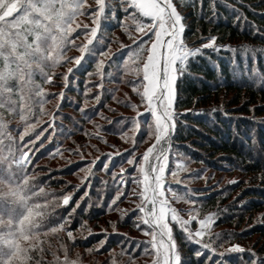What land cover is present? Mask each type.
Returning <instances> with one entry per match:
<instances>
[{"label": "trees", "instance_id": "obj_1", "mask_svg": "<svg viewBox=\"0 0 264 264\" xmlns=\"http://www.w3.org/2000/svg\"><path fill=\"white\" fill-rule=\"evenodd\" d=\"M112 2L118 5V0ZM175 2L183 7L185 0ZM187 2L190 3V0ZM225 2L235 4L237 8H240L241 3L250 5V8L241 11L257 26H264V17L254 14L264 12V0ZM185 11L192 12V9L186 8ZM217 13L216 19L211 22L207 18H201L199 13L188 15L186 22L191 29H186L188 35L191 37L195 33L206 36L211 33L218 37L219 44L233 48L243 44L264 47V41L249 31L246 24L237 25L236 14L231 9L220 6ZM123 16L124 13L117 7V18L123 19ZM122 29L115 21L102 22V31L111 37V43L119 41L116 32ZM81 36L82 34L79 37ZM123 36L128 37V34L123 33ZM76 44L79 45L78 42ZM131 44L132 42L125 45ZM128 51L129 49L122 50L111 66H106L104 84L122 83L127 77L126 84L132 87L129 81L136 79L134 73L122 69L127 61ZM127 62L131 63L132 68L135 66L133 61ZM86 71L94 72L93 60L88 61ZM86 71H77L75 77L70 79L67 86L69 98L60 103L59 109L52 110L53 99L47 98L44 108L47 112L56 114L55 131L51 128L45 131L49 115H40L37 111L30 119L29 123L36 126L25 137V142L29 136L34 141L28 145L31 149V162L28 165H16V160L26 150L25 142L21 141L25 121L18 112L10 113V108L4 106L7 111L0 118V124H3L0 128V145L7 154V160L0 159V264H85L82 263L83 255L99 256L114 248L123 249L131 259L147 255L142 250L143 246H136V241H143L144 237H134L122 231L135 230L145 236L133 223L138 213H128L121 219L119 212L107 209L106 202L114 195L116 182L113 181L111 172L103 169L104 157L101 156L102 160L93 169L90 188L73 187L80 185L73 180L77 177L75 175L86 167L82 158L61 168L46 163L55 160L58 152V155L63 152V147H56L57 143L63 145L67 141L70 145L67 149L71 150L90 141L92 133L86 129V125L92 123L93 117H100L99 110L110 111L106 108V103L114 102L126 109L131 107L127 103L129 100L114 98L107 90V93L100 96L101 102L97 106L92 105L82 112L83 103L95 99V95L99 94L95 83L100 78L96 75L88 76ZM188 71L190 75L186 74L182 83L178 81L184 97L179 110L183 112L187 108L193 111L181 116L187 126H177L175 145L179 146V153L190 158L189 164L199 165L196 170H202L200 177L191 179L202 180L204 176L207 177L205 185L184 183L174 185L173 188L181 194L186 188H190L197 193L203 213H216L213 232L227 234L223 235L224 240L227 241L230 237L232 243L251 247L259 253L264 250V223L261 222L264 221V83L258 79L256 71L264 73V53L257 52L253 61L250 57L246 58L242 51L233 53L229 49H221L219 53H215L206 50L203 56L191 63ZM108 72H111V76L107 75ZM87 89L94 90L85 95ZM197 97L203 98L193 103ZM119 100H122L121 104ZM224 112H227V116ZM37 119L40 120L39 124L36 123ZM15 120L19 125L13 122ZM115 123H107L103 128L104 133L119 132V129H115ZM37 135L40 137L38 140ZM250 135L255 136V145L249 139ZM125 165L124 163L122 166ZM120 166L121 158L115 157L110 168L119 172ZM219 175L236 178L221 184V178L213 179ZM181 177L188 180L186 173ZM102 181L107 183L102 184ZM84 191H88L90 199L81 200ZM69 192L73 193L72 201L67 206L61 205L60 195ZM132 197L122 198L123 202L119 207L123 208ZM76 201L80 202L79 207L76 206ZM62 217L65 219L63 226ZM101 223L106 225L109 236L104 247L96 250L100 240L104 239V233L99 228ZM84 224L86 227H82ZM113 224L115 232L110 230ZM68 231H72L74 241L68 236ZM89 232L93 235H89ZM116 233L126 234L132 238V242L123 244L124 237ZM195 248V245H185L184 256L191 260V264H204L211 254L206 253L198 261L194 255ZM241 259H248V254L245 253L243 257L232 255L229 264H241Z\"/></svg>", "mask_w": 264, "mask_h": 264}, {"label": "snow or ice", "instance_id": "obj_2", "mask_svg": "<svg viewBox=\"0 0 264 264\" xmlns=\"http://www.w3.org/2000/svg\"><path fill=\"white\" fill-rule=\"evenodd\" d=\"M220 6L231 9L236 14L238 26L246 24L249 31L264 41V26H257L241 11L250 8V5L241 3L237 8L225 0H207V5L205 0H190V3L185 0L183 7L175 0H118V5L112 0H94L92 4L88 0H0V105L18 112L25 121L22 142L35 129L36 125L29 121L37 111L40 115L50 116L45 131L48 128L55 131L56 114L47 112L44 105L49 96H59L63 100L64 91L50 93L45 89V84L54 83V77L60 76L67 87L75 73L86 71L88 61L93 60L94 72L86 71V74L98 76L100 79L95 86L103 89L106 66L110 67L122 50L129 49L127 61L134 62L135 66L130 70L136 77L129 83L139 96V103L127 102L135 110V116L122 117L126 123L122 124L120 137L130 142L131 147L122 152L117 150L102 154L105 156L102 166L105 171L111 172L116 182L114 195L106 202L107 209L119 212L121 219L128 213H138L134 226L141 229L148 239L136 241V246H143V252L152 256L151 264H191V260L183 254L185 245L196 246L194 255L198 261L210 253L204 264H208V261L211 264H229L232 255L243 257L245 253L248 259H241V264H264V250L258 253L251 247L232 243L230 237L224 240L222 237L227 234L212 231L216 213H203L196 192L186 188L181 194L173 188V185L185 183L181 173H186L187 179H191L200 177L202 171L188 167L190 158L179 153V146L175 145L177 126H187L181 116L193 111L187 108L183 112L179 110L184 97L178 81L182 83L185 75H190L188 70L191 63L203 56L206 50L215 53L221 49H229L233 53L242 51L246 58L250 57L253 61L257 52L264 53V47L257 48L255 45L243 44L233 48L219 44L218 37L211 33L206 36L195 33L191 37L188 35L186 29L191 31L186 22L188 15L199 13L201 18L211 22L216 19ZM117 7L124 13L123 19L117 18ZM186 8H191L192 12H186ZM86 13L91 17V24L78 20ZM254 14L264 17V12ZM107 21H115L122 27L132 44L121 43L120 49L113 52L111 37L102 31V22ZM81 33L85 41L77 45L76 40ZM71 47H78L80 54L67 56L66 52ZM127 61L125 68L129 67ZM69 63H72V67H67L65 71H54ZM107 75L111 76V72ZM256 75L264 83V73L256 71ZM100 98V94L95 95L97 102ZM202 98H194L193 103ZM55 107L59 109L60 104L57 103ZM87 108L85 102L81 111ZM224 115L227 116V112ZM36 123L39 124L40 120L37 119ZM95 135L103 139L99 132ZM39 138L37 135L36 139ZM249 139L255 145V136L250 135ZM33 143L29 136L25 142L26 150L21 154L24 163L31 162L28 145ZM141 143L147 144V147L137 154ZM92 147L95 148L94 145ZM71 151L80 154L86 164L81 169L85 174L81 184L73 187L90 188L93 169L100 157L85 161L79 148ZM115 157L121 158L119 172L110 168ZM124 163L128 165L127 168L122 166ZM60 196V204L67 206L72 201L73 193ZM130 196L136 197L139 202L133 201V208H120L122 198ZM85 198L90 199L88 191H84L81 200ZM177 201L183 202L184 206L177 207ZM79 204L76 201L77 207ZM64 222L62 217V226ZM82 227H86V224ZM102 232L104 239L100 240L96 250L103 248L107 242L109 233L106 230ZM116 234L124 237L123 244L132 242V238L126 234ZM89 235L93 233L89 232ZM68 236L75 240L72 231H68ZM109 259L116 264L111 257Z\"/></svg>", "mask_w": 264, "mask_h": 264}, {"label": "rangeland", "instance_id": "obj_3", "mask_svg": "<svg viewBox=\"0 0 264 264\" xmlns=\"http://www.w3.org/2000/svg\"><path fill=\"white\" fill-rule=\"evenodd\" d=\"M93 2H94V0H88L89 4H92ZM78 20L80 22L86 23V24H91L92 23L91 17L87 13L82 15V16H80V17H78ZM123 33H125L124 29L116 32L117 38L119 39V41H114L115 43H111L112 51L118 49L121 46V43L122 44H127V43L132 42L131 39H129V36L125 37V36H123ZM81 34H82V36L79 37L76 40V43L78 42V44H81L82 42L85 41L84 34L83 33H81ZM79 54L80 53H79V48L78 47H74V49H72V47H71L66 52V55L69 56V57H74V56H77ZM128 66H129L128 68H125V65H124L122 69H125L126 71H129L132 68L131 63H128ZM67 67H72V63L66 64L63 67H57L56 69H54V71L55 72H62V71H65ZM126 81H127V77L124 78V82H122V83H109V84L105 83L104 84V88L103 89H99L98 92H99L100 96H102L103 93H107V90H108L113 96H115L114 98H121L123 100H130L134 104L135 103H139V98L136 96V93L133 91L132 87H129L126 84ZM44 87L50 93H59L61 91H64L63 100H60L59 96H49L50 98L52 97V99H53V102L51 103V106L53 107L52 110H54L56 108L55 106L57 105V103L60 104L61 102H64L66 98L67 99L69 98L68 97L69 95H68V92H67V87H65L64 84L62 83V77L60 79V76H55L54 77V83L45 84ZM93 90L94 89H91V91L88 92V89H87L86 93H92ZM110 90H115V91H110ZM121 101L122 100H119L120 104H121ZM100 102H101V100L99 102H97L95 99H90V100L86 101V103L88 105V108L91 107L92 105L97 106V104L100 103ZM84 104H85V102L83 103V107H84ZM106 108H109L110 111H106V110H101L100 111L99 110V113L101 114L100 117H93L92 123H89V124L86 125V129L89 130L92 133L91 134L92 136L90 137L91 138L90 141H87L86 143L83 144V146L79 147L80 153L83 154V158L94 159L96 157H100V159H99V161H100V160H102L101 156L105 158V156L102 155L104 153H109V152H113V151H117V150H120L122 152L124 149H127V148L131 147V143L130 142H125L124 140L121 139L120 131L122 130V124L126 123V121L122 120V117L135 116V110L132 107H130V109H126L125 107H123L121 105L118 106L114 102L113 103L112 102L106 103ZM5 111H7V110L4 108V105H0V118L4 117V115L6 113ZM141 111H143L142 107H141ZM9 112L13 113L15 111H13L10 108ZM69 112L72 113V114H76L73 111H69ZM1 119H0V122H2ZM8 121H10V120H8ZM8 121H7V125H9ZM109 121H112L111 124L116 122L115 123V126H116L115 129L116 130L119 129L118 130L119 132L111 131L108 134L104 133L103 128L105 127V125L107 123H109ZM117 121H121V122L117 123ZM13 122H15L17 125H19L17 120H15ZM1 124H0V128L3 126V124L2 125ZM97 125H101L102 127L98 128ZM97 132L100 133V136L103 137V139H100L96 135H94ZM52 136H54V134ZM137 136L139 137V134H137ZM93 145L95 146V148L92 147ZM57 146L63 147V152L61 153V155H58L59 154V152H58L56 154L57 157L55 158V160L49 161V162L46 161V163H48L50 166H53L55 168H61V167L65 166V165L69 164L70 163L69 161L73 162V161H76V160L81 158L80 154L71 151L74 148H72L71 150L67 149L68 147L70 148V145L68 144L67 141L65 143H63V145H59L57 143L56 147ZM146 147H147V144L141 143L139 148H138V153L137 154H139L140 152H143ZM6 155L7 154H5L4 151H2V148H1V145H0V159L1 160H3V159L7 160ZM29 155H30V153H29ZM28 164L29 163H24V161L22 159V155L19 156V158L16 160V165H28ZM127 166L128 165L126 164L124 167L126 168ZM188 167H190L191 169H195L196 170L199 167V165L189 164ZM182 174L183 173H181V175ZM84 175H85L84 172L77 173L75 175L77 177L75 179H73V180L77 184H81V178ZM205 177H207V176H204L202 178V180L201 179H197V180H194V179L185 180L184 179V180H185V184L188 183L190 185H205V183H206ZM218 177L221 178L220 179L221 180V184H224L225 182H228L229 180H233V179L236 178V176H224V175L220 176L219 175V176L214 177L213 179H217ZM133 187H136V186L134 185ZM137 190H139V189H137ZM133 201H135L136 203L139 202L136 199V197L133 196L132 199H130V201H128L126 204L123 205V208L124 209L132 208L135 205L133 203ZM176 206L177 207H183L184 203L180 202V201H177L176 202ZM110 216L112 218H114L113 215H110ZM29 220L32 222L33 221L32 217H30ZM90 225H92V224H90ZM105 226L106 225H104V223H101L99 228L102 229V230H106L107 228ZM110 230H113V228L110 229ZM115 230H116V228H115ZM122 231L127 233L128 235H131V236H134V237H138V238L144 237L145 240L148 239V237L146 235L144 236L141 233L136 232L135 230L129 231L127 229H122ZM60 233L61 232L59 231V234ZM79 251H81V250H79ZM83 256H84V259H83L82 263H85V264H90V263L91 264H105L106 261H108V264H112V261L109 259L110 257L112 258V260L116 261V264H129V261H131V264H151V260H152V256L149 255V254H147L145 257H142V258H139V259H131L130 257L125 255V253L123 252V249H119V248H114L111 251H107L105 254H102V255H99V256H88V255L87 256L83 255ZM115 256H119V257H115ZM62 257H65V255L62 254ZM61 260H64V258L61 259ZM126 260H127V262H126Z\"/></svg>", "mask_w": 264, "mask_h": 264}]
</instances>
